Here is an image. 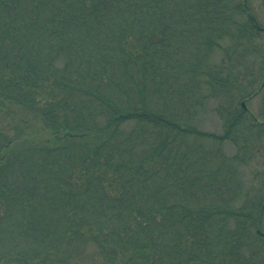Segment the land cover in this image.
<instances>
[{
    "label": "trees",
    "instance_id": "1",
    "mask_svg": "<svg viewBox=\"0 0 264 264\" xmlns=\"http://www.w3.org/2000/svg\"><path fill=\"white\" fill-rule=\"evenodd\" d=\"M263 27L249 0H0V264H264Z\"/></svg>",
    "mask_w": 264,
    "mask_h": 264
},
{
    "label": "rangeland",
    "instance_id": "2",
    "mask_svg": "<svg viewBox=\"0 0 264 264\" xmlns=\"http://www.w3.org/2000/svg\"><path fill=\"white\" fill-rule=\"evenodd\" d=\"M253 10L258 18L259 23L264 26V0H249ZM264 32V31H263ZM263 38L261 40H258L260 42L264 41V33H263ZM227 40L225 41V44H227ZM262 44V43H261ZM214 61H218L221 58V52L216 51L215 54L213 55ZM211 102V101H210ZM263 95L259 94L252 98L249 101H246L247 107L251 108L254 112L258 113L260 112L261 109H264L263 106ZM211 105V104H210ZM213 106V105H212ZM212 106H207L206 109L202 114L199 115V126L206 130V131H213V132H218L221 133L222 131V125L220 119L216 116V114L212 110ZM18 113L20 114L21 117L26 116L25 115V110L20 109L19 107H16ZM31 123L32 121L29 120ZM40 124V123H39ZM22 126V124H20ZM29 131V130H28ZM43 130L41 133H35L34 137H37L41 134L42 137H48L50 136V133L48 131L44 132ZM260 144L264 147V139L260 141ZM225 148L228 153L232 154L235 150L233 144L231 143H225ZM255 170L262 171L264 170V155L262 157H259L256 161H254L250 166L246 169L244 180H245V185L248 187L251 186V183H258L259 181L257 178L255 179L254 172Z\"/></svg>",
    "mask_w": 264,
    "mask_h": 264
},
{
    "label": "water",
    "instance_id": "3",
    "mask_svg": "<svg viewBox=\"0 0 264 264\" xmlns=\"http://www.w3.org/2000/svg\"><path fill=\"white\" fill-rule=\"evenodd\" d=\"M245 1H247V0H245ZM263 29H264V28H263ZM242 104H243V106L246 107V100H243V101H242ZM263 207H264V205H263ZM259 232L262 234V236H264V232H263V231L259 230Z\"/></svg>",
    "mask_w": 264,
    "mask_h": 264
}]
</instances>
